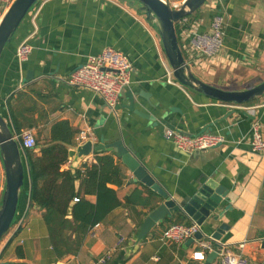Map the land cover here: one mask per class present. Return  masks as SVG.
Masks as SVG:
<instances>
[{
  "label": "crops",
  "instance_id": "1",
  "mask_svg": "<svg viewBox=\"0 0 264 264\" xmlns=\"http://www.w3.org/2000/svg\"><path fill=\"white\" fill-rule=\"evenodd\" d=\"M182 4L183 0H168ZM5 47L0 59V114L15 136L30 131L39 144L49 143L52 127L68 122L77 137L88 131L96 144L121 138L132 145L136 157L152 176L184 205L206 183L226 192L212 221L201 227L206 238L181 245L161 242L165 228L178 216L154 227L142 240L139 230L157 206L124 205L95 226L76 255L58 257L43 219L44 210L31 205L30 183L23 189L17 222L3 238L0 264H92L118 247L109 264H219L208 253L204 262L192 259L201 242L226 224L230 229L217 246L225 245L242 254L251 264H264V152L251 151V126L259 122L264 138V96L236 105L216 101L177 82L168 81L171 69L165 55L159 26L147 20L131 0H41ZM8 8L0 2V21ZM225 17V49L214 59L192 57L185 39L179 41L194 74L205 83L228 91H242L264 82V0H208L189 19L188 30L208 32L212 18ZM181 39V40H180ZM28 40L33 51L22 66L16 59L17 46ZM179 44V45H180ZM113 47L133 63L130 87L119 106L134 98L141 117L121 107L114 112L98 95L67 84L68 78L91 56ZM29 78V80H27ZM143 95V96H142ZM199 135L217 133L226 142L204 152L184 153L164 138L166 129ZM40 148L36 152L40 154ZM127 179L117 190L125 198L142 184L114 154ZM95 153L75 163L69 157L62 170L72 173L84 164L95 163ZM81 180L75 183L79 190ZM6 174L0 153V207ZM144 197L147 194L144 193ZM95 200V198H90ZM185 222L192 223L182 215ZM20 254H22L20 256Z\"/></svg>",
  "mask_w": 264,
  "mask_h": 264
},
{
  "label": "water",
  "instance_id": "2",
  "mask_svg": "<svg viewBox=\"0 0 264 264\" xmlns=\"http://www.w3.org/2000/svg\"><path fill=\"white\" fill-rule=\"evenodd\" d=\"M41 0H15L0 22V59L5 47L12 41L15 33L30 11ZM138 3V9L146 16L147 20L157 23L160 30L163 49L171 66L173 77L184 87L195 90L203 96L230 104L244 105L264 96V82L256 87L242 91H228L212 86L200 80L187 63L183 51L179 45L176 25L183 19L196 13L208 0H185L180 9H174L168 0H133ZM29 80V78H27ZM130 103L117 106L115 112L121 107L130 112L146 117L135 109L134 98L127 93ZM143 96V95H142ZM69 157L79 163L93 155L95 152L114 153L133 175V182L140 183L154 192L162 199L163 203L154 209L146 218L139 230V239L142 240L154 227L163 224L174 215H184L201 227L212 226L211 222H217L220 218L215 215L221 206L226 192L216 188L211 182L203 185L184 205L176 202L170 193L152 176L141 161L136 157L132 145L126 144L121 138L113 143L96 144L88 141L81 146L69 145ZM0 153L3 159L6 188L0 207V244L10 231L14 219L19 213L23 189L25 187V168L27 163L21 142L10 129L5 119L0 114ZM76 172V171H75ZM73 172V173H75ZM31 202V192L30 198ZM230 229L226 224H221L212 234L217 242L221 241L224 234ZM206 238L203 230L196 234L194 242ZM217 246V244H215ZM212 257L217 255L211 253Z\"/></svg>",
  "mask_w": 264,
  "mask_h": 264
},
{
  "label": "trees",
  "instance_id": "3",
  "mask_svg": "<svg viewBox=\"0 0 264 264\" xmlns=\"http://www.w3.org/2000/svg\"><path fill=\"white\" fill-rule=\"evenodd\" d=\"M191 17L192 15L187 18ZM176 32L180 44L181 29L178 24ZM180 47L182 49L181 44ZM73 135L69 123L60 122L52 127L49 143L37 142L36 149L40 148V154L36 149H23L27 163L25 184L29 182L31 186V205L44 210L43 219L49 231L50 241L60 258L78 254L87 234L103 223L117 208L139 205L145 208L153 206L154 209L157 206L155 200L160 197L142 185L145 191H134L123 203L113 187H122L127 176L122 166L108 152H95L96 162L84 164L75 173L62 170L69 160L68 146L72 145ZM77 180H81L79 190L75 187ZM144 193L147 197L143 196ZM91 197L95 200H91ZM74 199L79 201L75 202ZM178 217L173 224H190L182 219V215Z\"/></svg>",
  "mask_w": 264,
  "mask_h": 264
},
{
  "label": "built area",
  "instance_id": "4",
  "mask_svg": "<svg viewBox=\"0 0 264 264\" xmlns=\"http://www.w3.org/2000/svg\"><path fill=\"white\" fill-rule=\"evenodd\" d=\"M15 0H0L6 8L13 4ZM185 0H183L182 4ZM220 1V0H217ZM40 3V2H39ZM38 3V4H39ZM29 15L34 14V9ZM182 4H171L174 9H180ZM3 19V18H2ZM2 21V20H1ZM0 21V22H1ZM189 19L183 18L179 27L185 28V39L187 47L192 57L214 59L219 57L225 49V17L221 13L213 16L210 30L199 32L188 30ZM33 48L28 40L21 42L16 49V59L20 66L26 63L32 54ZM188 63V62H187ZM189 64V63H188ZM133 63L123 52L113 47H106L100 54L91 56L86 63L75 70L67 80V84L74 88H80L93 92L102 98L115 112L119 105V100L132 81ZM168 81L174 82L173 72H168ZM88 131H82L77 137L79 146L93 138ZM21 142L22 149L34 150L37 148V141L32 132L26 131L17 137ZM166 141L172 143L179 151L184 153L204 152L220 146L226 142L224 136L217 133H204L193 135L175 129H166L164 132ZM251 151L254 153L264 152V138L261 133L259 122H254L251 126ZM78 202V199H74ZM201 232V226L195 222L189 225L170 224L162 233L161 242L166 244L181 245ZM126 239L121 237L114 249L107 251L102 256L96 258L92 264H109L114 251L125 243ZM218 242L212 237L201 242L192 259L204 262L208 253H216L219 264H251L242 254L234 252L228 246H215Z\"/></svg>",
  "mask_w": 264,
  "mask_h": 264
},
{
  "label": "rangeland",
  "instance_id": "5",
  "mask_svg": "<svg viewBox=\"0 0 264 264\" xmlns=\"http://www.w3.org/2000/svg\"><path fill=\"white\" fill-rule=\"evenodd\" d=\"M131 1H133V0H131ZM135 2V1H134ZM136 3V5L138 6V3L137 2H135ZM175 79V78H174ZM16 222H17V217L14 219V221H13V224H12V227H11V229H10V231L12 230V228L15 226V224H16ZM3 241V240H2ZM1 245H2V242H1V244H0V248H1Z\"/></svg>",
  "mask_w": 264,
  "mask_h": 264
}]
</instances>
